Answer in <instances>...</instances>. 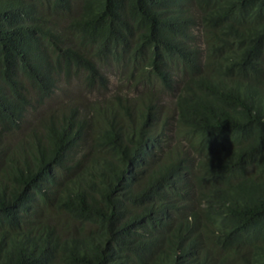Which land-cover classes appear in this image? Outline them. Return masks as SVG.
<instances>
[{"label": "trees", "instance_id": "1", "mask_svg": "<svg viewBox=\"0 0 264 264\" xmlns=\"http://www.w3.org/2000/svg\"><path fill=\"white\" fill-rule=\"evenodd\" d=\"M0 264H264V0H0Z\"/></svg>", "mask_w": 264, "mask_h": 264}, {"label": "rangeland", "instance_id": "2", "mask_svg": "<svg viewBox=\"0 0 264 264\" xmlns=\"http://www.w3.org/2000/svg\"><path fill=\"white\" fill-rule=\"evenodd\" d=\"M195 37L198 41L201 49L204 48L202 43L201 33L199 28L194 31ZM107 75L108 86L106 89L91 90L83 86L80 78L68 80L66 78L60 79L56 91L52 97L45 101L43 105L38 109V106L31 111L28 115L26 130L33 129V125L37 124L38 120L47 117L52 112H56L59 115L70 113L74 108L79 110V116L88 120L87 132L84 134V142L80 149L77 150L78 156H85L90 154L91 146L94 145V138L99 128V124L96 121L94 110L104 105H114L118 101L125 102L124 96L128 99H135L139 97L141 89H129L123 82V75L113 67H109L105 70ZM77 75V74H76ZM161 104L166 109H171L173 112V106L168 102V99L164 97L161 100ZM37 109V110H36ZM135 114V113H134ZM137 116V113L135 114ZM174 145L172 141L171 146ZM93 153L87 155L86 161L91 160Z\"/></svg>", "mask_w": 264, "mask_h": 264}]
</instances>
